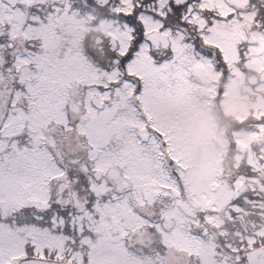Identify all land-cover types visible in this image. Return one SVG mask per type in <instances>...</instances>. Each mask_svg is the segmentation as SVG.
Masks as SVG:
<instances>
[{
    "label": "snow or ice",
    "instance_id": "snow-or-ice-1",
    "mask_svg": "<svg viewBox=\"0 0 264 264\" xmlns=\"http://www.w3.org/2000/svg\"><path fill=\"white\" fill-rule=\"evenodd\" d=\"M0 264H264V0H0Z\"/></svg>",
    "mask_w": 264,
    "mask_h": 264
}]
</instances>
